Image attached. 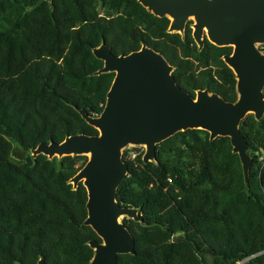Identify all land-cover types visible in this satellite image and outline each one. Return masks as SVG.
I'll list each match as a JSON object with an SVG mask.
<instances>
[{
    "label": "trees",
    "instance_id": "16d2710c",
    "mask_svg": "<svg viewBox=\"0 0 264 264\" xmlns=\"http://www.w3.org/2000/svg\"><path fill=\"white\" fill-rule=\"evenodd\" d=\"M169 24L137 0H0V264L41 256L46 264H89L88 241L101 240L84 224L86 188L69 183L88 157L32 158L30 149L98 133L75 106L99 114L105 105L115 73L93 74L103 65L92 53L102 40L116 55L146 42L174 66L183 90L237 98L222 59L232 47L204 38L199 50L191 20L183 34L168 32ZM240 131L252 157L247 186L229 137L210 140L203 129L158 143L155 162L123 150L128 174L116 198L137 207L143 223L122 219L135 252L119 254L117 264H236L264 249V115L247 114ZM251 262L264 264V255Z\"/></svg>",
    "mask_w": 264,
    "mask_h": 264
},
{
    "label": "water",
    "instance_id": "95a60500",
    "mask_svg": "<svg viewBox=\"0 0 264 264\" xmlns=\"http://www.w3.org/2000/svg\"><path fill=\"white\" fill-rule=\"evenodd\" d=\"M152 14L170 20L168 32L184 33L192 20V37L200 50L204 38L214 45L231 46L222 56L236 78L237 98L226 100L208 88L195 94L180 88L173 76L174 66L163 54L141 43L138 50L116 55L104 40L92 49L103 61L93 74L114 72L99 114L75 106L97 134L75 133L60 142H40L30 149L49 159L86 155L84 165L69 179L75 189L79 182L87 192L84 224L101 239H91L89 264H117L119 254H133L134 237L124 217L143 223L139 209L123 206L116 198L120 183L128 174L123 150L144 146V163L155 162L156 145L179 131L203 129L209 139L227 136L232 152L239 157L247 186L252 157L240 131V123L252 113L264 115V0H137ZM34 264H46L41 256Z\"/></svg>",
    "mask_w": 264,
    "mask_h": 264
},
{
    "label": "built area",
    "instance_id": "2783aa9c",
    "mask_svg": "<svg viewBox=\"0 0 264 264\" xmlns=\"http://www.w3.org/2000/svg\"><path fill=\"white\" fill-rule=\"evenodd\" d=\"M132 154V156H134V153L130 152ZM259 159L263 162L264 164V153L262 155L259 156ZM260 255H264V249L251 255V256H247L242 258L241 260H239L236 264H260V263H253L251 262L252 259L260 256Z\"/></svg>",
    "mask_w": 264,
    "mask_h": 264
},
{
    "label": "rangeland",
    "instance_id": "374dc122",
    "mask_svg": "<svg viewBox=\"0 0 264 264\" xmlns=\"http://www.w3.org/2000/svg\"><path fill=\"white\" fill-rule=\"evenodd\" d=\"M192 21V20H191ZM126 148H137V150L136 151H131L132 153H138L139 151H142L143 153H144V151H145V148H144V146H140V145H138V146H135V145H129V146H127ZM125 148V149H126ZM123 152V151H122ZM20 157H24V153L22 152V150H19V154H18V157H16L17 159H19ZM56 159H60L59 157H57V156H54Z\"/></svg>",
    "mask_w": 264,
    "mask_h": 264
}]
</instances>
